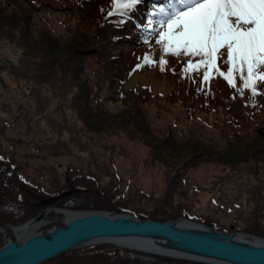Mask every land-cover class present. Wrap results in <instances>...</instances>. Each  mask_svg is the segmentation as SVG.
<instances>
[{"label": "trees", "instance_id": "obj_1", "mask_svg": "<svg viewBox=\"0 0 264 264\" xmlns=\"http://www.w3.org/2000/svg\"><path fill=\"white\" fill-rule=\"evenodd\" d=\"M143 1L139 0L130 9H121L118 13L111 14L113 0H0V43L8 41L19 49L18 55L14 58L0 57V71L12 68L15 76L18 77L17 80L33 84L30 89L37 95L41 92L38 91L36 84L47 85V80L52 82L63 79V84L67 85L66 91L62 94L65 99L64 111L71 108L76 112L80 122L90 133L113 135L123 129L125 132H131L133 136L134 132L127 130L130 126L137 132L141 141L151 143L150 153L153 162L157 161L167 168L169 180L165 195L168 200L172 199L175 202L176 193L180 188L179 196L182 199L185 198L188 188L184 184L188 182L186 177L188 169L202 163L226 165L232 170L241 165V170L247 169L256 174L259 168H264V165L259 162L264 160V83H258L259 94L253 96L250 89L243 88L239 73H234L236 87L229 85L215 70L209 72L210 79L205 82L203 67L185 72L188 61L192 60L196 63L200 57L183 55L185 57L169 59L164 67L166 69L164 73L169 74L168 80L174 85V89L167 95V100L174 104L179 103L190 117L189 120L198 118V110L206 113H221L219 118H222V121L217 127L221 129L227 141L220 146L217 141L206 139L197 128H189L191 132L188 135L180 134L174 129H166L168 130L166 136L161 140L155 136L159 133L154 132L155 130L149 124L143 105L144 102H150L155 97L159 99L164 97L162 92L153 90L147 83H142L144 79L140 76L142 72L149 71L157 65V59L153 58V53H150L148 48H151V41L160 33L157 30L152 33L150 28L152 26L150 23L154 20L150 13L157 12L156 4L152 2L145 4L146 13L138 9ZM14 5L16 8H13ZM50 10L65 13V20L61 23L67 26L72 21L76 23V29L79 28V30L71 35L73 37L67 39L70 43L61 45L62 40L52 32L53 28L45 24L41 25L42 23L38 20L39 12L48 13ZM137 22H141L143 28H140ZM31 33L39 36V39L30 40ZM78 45H80L79 49ZM129 46L131 48L127 50L126 47ZM144 56H150L154 61L144 65L141 63L143 66L138 68L137 65H140L139 61ZM226 59V55H223L217 62L219 70L225 73L230 67ZM132 77H134L132 82L136 81L135 84L131 83ZM104 84H108V90L104 88ZM101 94L104 96L101 97ZM113 101H121L124 108L112 111L108 103ZM61 116L63 120L66 118L65 115L61 114ZM0 127H2L1 124ZM64 129L61 128L60 132L63 133ZM0 138H2L1 134ZM16 141L19 139L12 137L9 143L11 145ZM2 145L3 141L0 140V224L5 221L14 224L28 216V212L23 217L19 213L14 219L2 215L13 211L9 209L6 202L19 188L18 185L13 184V181L10 182L11 184L5 181L6 185H4L3 180L10 179V172L17 166L14 162L17 159L14 155H8V151L4 150ZM249 162H252L253 166L245 167V164ZM255 177L258 176L255 175ZM84 178L88 181L91 179L88 176ZM23 179V177L18 178L22 184L33 186L30 181L25 182L22 181ZM257 187H260L259 182L253 189L255 194L261 195L255 209L256 216L248 219L251 222L245 226L244 230L264 236V209L261 204L264 202V193L262 190L256 191ZM75 190L73 193L81 192L76 188ZM23 192L24 197L33 195L28 190ZM94 192H96L95 195H91L97 201L101 192L96 190ZM42 193L45 194V192ZM47 194L49 195L46 196L52 195ZM125 194L117 193L116 199L131 202ZM84 198L83 195L76 196L71 207L94 208L93 205H81L80 201ZM103 199L107 202L105 196ZM59 203L62 204V201L60 200ZM28 205L30 204L21 206L20 210L25 212ZM125 205L124 203L118 206V203L112 204L111 201V204L108 202L106 207L117 208L122 212L131 211L144 219L150 217L162 221L175 219L182 213L187 218L232 231L231 226H222L224 224L220 220L212 221L211 219L214 218L194 211L188 203L183 205L180 203L179 207L177 204H172L173 209L158 205L157 209L150 212L148 216L147 211L143 209L136 208L138 211L142 210L137 212ZM95 208L101 207L95 206ZM30 210L38 211L37 207ZM258 211L260 214H257ZM233 223L238 227L235 230L242 229L238 220ZM107 245V247L105 244L82 246V248H89L85 250V253L82 248L71 250V252L78 250V253L75 254L77 258L73 257L74 260L69 264H202L146 254L129 248L110 249L109 244ZM63 255L65 254L62 253L57 257Z\"/></svg>", "mask_w": 264, "mask_h": 264}, {"label": "rangeland", "instance_id": "obj_2", "mask_svg": "<svg viewBox=\"0 0 264 264\" xmlns=\"http://www.w3.org/2000/svg\"><path fill=\"white\" fill-rule=\"evenodd\" d=\"M156 1L159 3L158 0ZM149 2L148 0H144L139 9L144 12L146 10L144 6L145 4H149ZM13 8H16V6L14 5ZM9 19H11V17ZM38 20L42 23L37 22L38 24H45L53 28L52 32L62 40L61 45L70 43L67 39L73 37L71 35L77 33L79 30V28L76 29V23H74V21L68 26L61 23L62 20H65V13L61 11L57 12L50 10L48 13L41 11L39 12ZM156 28L160 30L161 22L156 25ZM29 37L30 40L39 39V36H35L33 33H31ZM159 39L160 35L155 36L151 41V48H148L150 53H153V58L157 59V65L149 71L142 72L140 76V78H143L145 81L142 83H147L152 86L153 90L163 93V99L155 97L150 102H144L143 105L149 119V124L152 129L155 130L154 132L160 134L155 136L161 140L166 136L168 131L166 129H174L180 134L188 135L191 132L189 128H197L201 130V134L206 139L215 140L222 146L227 141V138L224 137L221 129L217 127L222 121V118H219L221 113H206L205 111L198 110V118L189 120L190 117L179 103L174 104L167 100V95L173 91L174 85L169 83V74L164 73V71H166L164 67L168 64L169 59L174 60V57L185 56H175L171 53H164L163 45L158 43ZM13 45L8 41L1 42L0 57H16L19 49ZM79 47L80 45L77 46L78 49ZM129 48L131 47H126L127 50ZM144 57L140 59V65H144ZM161 58L167 60L163 68L159 63ZM134 77L131 78V83H133L132 80ZM17 79L18 77L15 76L14 71L12 68L10 69V67L7 68V70L0 71V124L2 126L0 127V134L2 137L0 140L3 141L2 146L4 150L6 149L8 151V155H14L15 159H17L14 161L17 166L14 171H12L13 173L10 172V179L6 178L3 181L4 185H6L5 181H7V183L13 181V184L19 187L11 194V197L8 198L6 202V204L9 205V209L13 211H9L2 215L14 219L17 218L19 213L22 214L21 217H23L28 212V216L24 219H20L14 224L10 222L7 223L6 221L0 224V247L8 243V239L5 237L7 232H4L5 229L3 225L10 226L11 228L25 225L27 221L48 209L58 210L56 208H59L60 210L72 211L103 210L128 213L144 219L142 216L131 211L122 212V210H118L117 208L108 209L106 206L108 202L111 204V201L112 204L118 203V206L125 203V206L137 212H142V210L138 211L136 208L143 209V211H147V216L150 212L157 209L156 207L158 205H164L167 206V208L173 209L172 204H177L179 207L180 203L182 205L188 203L190 207H193L194 211H198L207 217L214 218L211 219L212 221L220 220V222L224 224L222 226H233L234 229H232V231L257 235L244 229H246L245 226L251 222L250 220L248 221V219L256 216L255 209L261 195L258 193L255 194L253 189H255L258 182L260 183V187H257L256 191L262 190L264 193V168H259V171L254 174L247 169L241 170V165L239 168L232 170L226 165H209L202 163L199 166L188 169L189 171L186 176L188 182L184 184L188 188L185 198L182 199L179 196L181 194L180 188L179 192L176 193L177 197L175 202L172 201V199L168 200V197L165 195L169 180V175L166 171L167 168H164L157 161L153 162L150 153L152 150L151 143L141 141L137 132L130 126L127 127V130L133 131V136H131V132H125L123 129L118 132L115 131L117 133L113 135H95L90 133L86 130L84 124L80 122L76 112L71 108L70 110L65 109L64 111L65 99L62 94L66 91L67 85L65 83L63 84V79L59 80L60 82L54 80L50 82L47 80V85L43 83L40 85L33 82L36 84L38 91L41 92L39 95H37L36 92L32 93L30 89L33 86L32 83L26 84ZM135 82L133 84H135ZM104 88L108 90V84H104ZM57 95L60 96L57 97ZM103 96L104 95L101 94V97ZM122 105L121 101L108 103V107L112 111L123 109L124 106ZM61 114L65 115L66 118L64 120ZM61 128H65L63 133L60 132ZM12 137L19 139V141L10 145L9 141ZM259 162L264 165V160ZM245 165V167L253 166L252 162ZM253 169L255 170V168ZM255 175L258 177L256 178ZM18 176L21 179L22 177L24 178L22 181H30L33 186L22 184L18 180ZM86 176L91 178L90 181L84 178ZM75 188L81 190V192L78 194L70 192L71 189L75 192ZM24 190L31 191L30 193L33 195L30 197L25 195L24 197ZM94 190L101 192V196L97 201L94 196L91 195H95L96 192H94ZM42 192H45V194ZM119 192L126 193L125 195L131 202L127 203L126 201L116 199V194ZM47 193H51L52 195L46 196L49 195ZM66 193L68 194L61 196V198L57 199L54 203L43 204L42 202L46 199ZM21 194L23 196H21ZM80 195L85 197L80 201L81 205H93L94 208L71 207L75 197ZM103 196H105L107 202H105ZM60 200L62 204L59 203ZM26 202L30 205H28L25 212H23L20 210V207L26 205ZM261 204L264 209V202ZM95 206L101 208H95ZM36 207L38 211L32 212V210H30ZM258 213L260 214L259 211L257 214ZM51 216V222L46 225L42 223L38 224L29 234L46 232L58 225V222H56L54 218H59L58 220L64 219L62 214L57 215L56 213H52ZM181 218L194 220L195 222L210 226L205 222L187 218L182 213L177 215L175 219ZM146 219L152 218L147 217ZM159 220L160 219L156 221ZM236 220L239 221V225L242 229L239 228L235 230L238 228L233 223L236 222ZM212 228H216L225 233L231 232L217 227ZM260 236L264 237L263 235ZM10 237L14 241L19 238V236L15 234H10ZM104 244L107 247L109 243ZM127 245L122 246L115 243L109 244L110 247L108 248L139 250L134 246ZM82 249L84 250L83 253H85V250L89 248ZM139 251L146 254L161 255L169 259L173 258L187 262L195 261L186 258L181 259L173 255H159L145 250ZM70 252L71 251L65 252L63 253L65 255L57 257L54 260H49L43 264H69L77 258L75 254L78 253V250L69 254ZM200 263L205 264L207 262Z\"/></svg>", "mask_w": 264, "mask_h": 264}, {"label": "water", "instance_id": "obj_3", "mask_svg": "<svg viewBox=\"0 0 264 264\" xmlns=\"http://www.w3.org/2000/svg\"><path fill=\"white\" fill-rule=\"evenodd\" d=\"M68 193L42 202L54 203ZM47 212L27 222L39 223L47 217ZM72 212L77 215L69 219L54 218L58 225L46 232L28 234L15 241L7 232L8 243L0 247V264H43L71 249L93 243L128 244L137 250L211 264H264V237L260 235L225 233L185 218L156 221L103 210Z\"/></svg>", "mask_w": 264, "mask_h": 264}, {"label": "snow or ice", "instance_id": "obj_4", "mask_svg": "<svg viewBox=\"0 0 264 264\" xmlns=\"http://www.w3.org/2000/svg\"><path fill=\"white\" fill-rule=\"evenodd\" d=\"M138 2L113 0L117 10L130 9ZM179 5L161 21L158 43L163 52L200 57L196 63L189 60L185 72L203 67L205 82L215 70L236 87L234 73H239L243 88L258 95V83H264V0H179ZM223 55L230 65L226 73L217 66ZM144 62L153 61L145 56ZM159 63L163 68L167 61L161 58Z\"/></svg>", "mask_w": 264, "mask_h": 264}, {"label": "bare ground", "instance_id": "obj_5", "mask_svg": "<svg viewBox=\"0 0 264 264\" xmlns=\"http://www.w3.org/2000/svg\"><path fill=\"white\" fill-rule=\"evenodd\" d=\"M52 213H56L57 215L58 214H62L64 216V219H69V217L71 216H75L77 215L76 212H72V211H67V210H53V209H48V212H47V218L40 221L39 223H36V224H33L32 222L30 223H25V225H22V226H18V227H14V228H11L10 226H8V228H6L4 230V232H10L11 235H17L19 236V238H25L27 234H29V232L34 228L36 227L38 224L42 223L44 225H46L47 223L51 222L52 221ZM95 244V243H93ZM111 244V243H109ZM91 244H86V245H82V246H89ZM78 248H82V247H78ZM78 248H74V249H78Z\"/></svg>", "mask_w": 264, "mask_h": 264}]
</instances>
